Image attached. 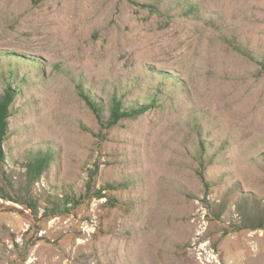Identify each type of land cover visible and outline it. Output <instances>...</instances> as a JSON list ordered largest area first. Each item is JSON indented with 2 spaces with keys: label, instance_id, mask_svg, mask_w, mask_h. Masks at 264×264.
<instances>
[{
  "label": "rangeland",
  "instance_id": "374dc122",
  "mask_svg": "<svg viewBox=\"0 0 264 264\" xmlns=\"http://www.w3.org/2000/svg\"><path fill=\"white\" fill-rule=\"evenodd\" d=\"M9 83L0 264H264V0H0Z\"/></svg>",
  "mask_w": 264,
  "mask_h": 264
},
{
  "label": "trees",
  "instance_id": "16d2710c",
  "mask_svg": "<svg viewBox=\"0 0 264 264\" xmlns=\"http://www.w3.org/2000/svg\"><path fill=\"white\" fill-rule=\"evenodd\" d=\"M25 80V79H24ZM23 80V81H24ZM20 91L19 86H15L14 83H9L4 92L0 94V158L3 160L5 157L4 143L6 139L11 135L10 130V117L14 116L15 107L14 100L17 97V93ZM90 105H95L94 102L86 98ZM155 105L152 103L135 104L131 107L124 106V100L113 101L111 116L109 123L112 125L118 120L130 116H134L141 113H146ZM54 155L51 153L38 152L36 156L29 158L26 164L27 175L33 182H38L42 179L45 171H48L52 163L54 162ZM92 175V174H91ZM91 186L86 188V194L93 197L103 198L102 190H91ZM94 190L93 194L91 192Z\"/></svg>",
  "mask_w": 264,
  "mask_h": 264
}]
</instances>
